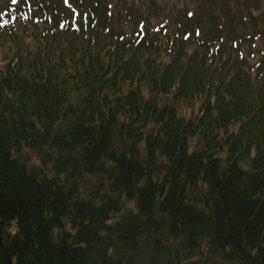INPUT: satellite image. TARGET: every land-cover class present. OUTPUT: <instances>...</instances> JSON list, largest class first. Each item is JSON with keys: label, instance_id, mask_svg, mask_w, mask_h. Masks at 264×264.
Returning a JSON list of instances; mask_svg holds the SVG:
<instances>
[{"label": "trees", "instance_id": "trees-1", "mask_svg": "<svg viewBox=\"0 0 264 264\" xmlns=\"http://www.w3.org/2000/svg\"><path fill=\"white\" fill-rule=\"evenodd\" d=\"M190 1L0 0V264H264V0Z\"/></svg>", "mask_w": 264, "mask_h": 264}, {"label": "rangeland", "instance_id": "rangeland-1", "mask_svg": "<svg viewBox=\"0 0 264 264\" xmlns=\"http://www.w3.org/2000/svg\"><path fill=\"white\" fill-rule=\"evenodd\" d=\"M111 2L114 3L112 6H116V9L119 10V16H123L125 13L128 15L130 13V10L141 8L145 14V18H147L146 14L153 12L155 13V8L161 10V12H165L170 14L172 13H181V10H184L185 8L193 10L194 13H192L191 19H186L183 21V24L190 25L191 21H194L199 26L202 23V20H198L199 14L196 13L193 5V1L190 0H111ZM245 3L244 0H228V7H230L231 10L236 8V10H239L242 6L241 4ZM135 15H138V11L134 13ZM149 18L151 16L148 15ZM152 21V18H151ZM126 29H129L130 27L126 26ZM264 32V30H263ZM262 45L264 44V37L261 40ZM194 110V105L183 103L181 104V113L188 117L190 116L191 111ZM32 159L34 157L30 155Z\"/></svg>", "mask_w": 264, "mask_h": 264}]
</instances>
